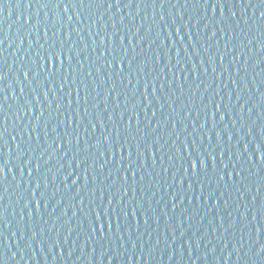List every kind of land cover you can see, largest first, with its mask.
Segmentation results:
<instances>
[{"label": "water", "instance_id": "obj_1", "mask_svg": "<svg viewBox=\"0 0 264 264\" xmlns=\"http://www.w3.org/2000/svg\"><path fill=\"white\" fill-rule=\"evenodd\" d=\"M261 12L0 0V264H205L264 174Z\"/></svg>", "mask_w": 264, "mask_h": 264}, {"label": "snow or ice", "instance_id": "obj_2", "mask_svg": "<svg viewBox=\"0 0 264 264\" xmlns=\"http://www.w3.org/2000/svg\"><path fill=\"white\" fill-rule=\"evenodd\" d=\"M80 2H81V6H83V0H80ZM262 2H264V0H262ZM99 3H103V0H99ZM73 6H75V4H73ZM109 6H111V4H109ZM64 7L65 10H67L68 4L65 3ZM261 15L264 16V12H261ZM69 19H71V17H69ZM46 57H47V65H48L47 75L49 77L56 75V73L60 72L63 69L65 58L69 60L71 59L70 57L66 56V53L63 51L62 47L58 48L54 45L49 46V49L46 52ZM41 59L43 60L44 57H41ZM109 63H111V61ZM116 63L120 66L122 70L123 69L122 60H117ZM41 67H44V65L42 64ZM25 75H27V73H25ZM2 78H3L2 75H0V79ZM61 87H63V83L61 84ZM0 91H2V89H0ZM3 135H4L3 132H0V141H2L4 144H7V141L4 140ZM129 155H131V152H129ZM199 163L201 166H203L204 160L200 159ZM196 167H197V161L193 160L192 168L195 169ZM38 168L39 165H37V169ZM3 176H4V164H0V180H2ZM0 218H2V213H0ZM101 228H103V225H101Z\"/></svg>", "mask_w": 264, "mask_h": 264}]
</instances>
